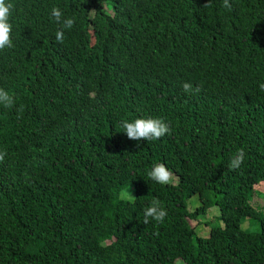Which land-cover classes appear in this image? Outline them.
Returning a JSON list of instances; mask_svg holds the SVG:
<instances>
[{"label":"trees","instance_id":"trees-1","mask_svg":"<svg viewBox=\"0 0 264 264\" xmlns=\"http://www.w3.org/2000/svg\"><path fill=\"white\" fill-rule=\"evenodd\" d=\"M12 2L13 47L0 50V87L15 99L0 105V264H264V204H252L264 198V0ZM140 117L170 133L128 139L122 121ZM156 163L175 185L148 177ZM154 198L167 216L145 224ZM213 205L219 224L199 236L189 220Z\"/></svg>","mask_w":264,"mask_h":264},{"label":"clouds","instance_id":"clouds-1","mask_svg":"<svg viewBox=\"0 0 264 264\" xmlns=\"http://www.w3.org/2000/svg\"><path fill=\"white\" fill-rule=\"evenodd\" d=\"M211 0H206L204 7H209ZM223 7L231 9L232 5L229 0H223ZM14 4L12 0H0V50L5 48H12L13 41L11 38L12 24L10 23V17L13 14ZM51 18L57 24L62 25L63 29H71L75 23L74 18L64 17V13L59 7L53 6L51 9ZM55 38L58 42L63 43L64 31L57 29ZM183 89L186 93L193 91H199V88L193 89V86L189 82L183 83ZM260 89L264 91V83L260 84ZM0 105L5 108H12L15 105V99L13 95H10L9 91L0 87ZM18 111H22L18 109ZM121 127L124 129V133L127 138L134 141H152L160 139L166 134L170 133V128L167 123L161 118L154 117H140L134 120H124L121 123ZM7 156V150L0 151V162L5 160ZM245 157L244 149L241 148L237 151L236 155L231 159L229 167L233 170L238 169L243 163ZM148 177L161 185H175L177 177L175 174L164 164L156 163L152 166L151 170L147 173ZM129 197H134L128 190ZM167 216L166 209L161 205L158 199H152L150 205L144 210V223L149 222V218L163 222Z\"/></svg>","mask_w":264,"mask_h":264},{"label":"rangeland","instance_id":"rangeland-1","mask_svg":"<svg viewBox=\"0 0 264 264\" xmlns=\"http://www.w3.org/2000/svg\"><path fill=\"white\" fill-rule=\"evenodd\" d=\"M128 191L132 192L133 188L129 189ZM257 194L258 193L255 194V196L252 200V204L254 205V207L256 204H264V198L259 197ZM123 196L128 197V195H125V194H123ZM188 205H189V209L192 211L194 209H196L198 206H200L201 202H200L198 196H193L192 198H190V200L188 201ZM219 215H220L219 207L216 205H213L207 210L206 214L199 217V219L192 220V221L189 220V221H190V224L193 227H195L197 235L207 237V236H209L210 229L213 226H216L219 224V219H218ZM248 226H249V221L247 219L244 222L243 227L247 228ZM177 264H185V263L181 260V261H177Z\"/></svg>","mask_w":264,"mask_h":264}]
</instances>
